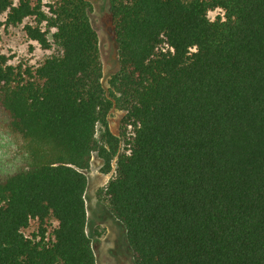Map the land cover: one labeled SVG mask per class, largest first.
<instances>
[{
    "label": "trees",
    "instance_id": "1",
    "mask_svg": "<svg viewBox=\"0 0 264 264\" xmlns=\"http://www.w3.org/2000/svg\"><path fill=\"white\" fill-rule=\"evenodd\" d=\"M109 2L111 93L90 0H0L49 52L31 68L0 48V117L31 156L0 172V264H98L94 151L106 170L116 157L104 194L137 264H264V0Z\"/></svg>",
    "mask_w": 264,
    "mask_h": 264
},
{
    "label": "rangeland",
    "instance_id": "2",
    "mask_svg": "<svg viewBox=\"0 0 264 264\" xmlns=\"http://www.w3.org/2000/svg\"><path fill=\"white\" fill-rule=\"evenodd\" d=\"M92 3L91 19L98 33L100 56L103 65L102 83L111 93V79L120 68L119 46L115 38L114 24L111 17L109 0H90ZM222 12H209L213 19ZM6 14L0 16V48L10 58L15 66L36 67L49 54L39 47L37 42L30 40L25 31L24 23L7 25ZM125 112L114 106L110 111L108 121L111 131L116 136L122 135V119ZM104 128L97 127V138L103 142ZM31 156L28 143L19 135L12 132L0 117V172L26 166ZM116 173V157L112 159L111 167L106 170L105 160L97 151L92 154V160L87 170L88 187L86 203L88 207V233L92 238L98 264H137L129 246L126 229L110 210L105 199V188ZM49 229L56 226L58 221L51 219ZM39 221L31 220L24 229L26 235L38 230ZM50 231V230H49Z\"/></svg>",
    "mask_w": 264,
    "mask_h": 264
}]
</instances>
